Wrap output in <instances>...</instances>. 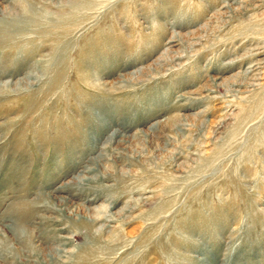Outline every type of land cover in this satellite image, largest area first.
I'll return each instance as SVG.
<instances>
[{
    "label": "rangeland",
    "instance_id": "1",
    "mask_svg": "<svg viewBox=\"0 0 264 264\" xmlns=\"http://www.w3.org/2000/svg\"><path fill=\"white\" fill-rule=\"evenodd\" d=\"M0 264H264V0H0Z\"/></svg>",
    "mask_w": 264,
    "mask_h": 264
}]
</instances>
